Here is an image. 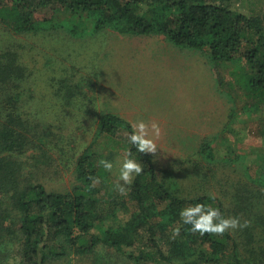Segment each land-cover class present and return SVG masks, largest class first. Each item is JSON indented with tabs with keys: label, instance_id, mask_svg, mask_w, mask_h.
<instances>
[{
	"label": "trees",
	"instance_id": "16d2710c",
	"mask_svg": "<svg viewBox=\"0 0 264 264\" xmlns=\"http://www.w3.org/2000/svg\"><path fill=\"white\" fill-rule=\"evenodd\" d=\"M248 1L0 0V264L17 258L19 264H49L52 258L67 256L69 250L86 253L99 245L124 254L125 247L133 248L139 241L144 251L130 255L136 261L264 264V153L252 154V161L251 155L230 147L222 150L215 140H204L199 151L206 165L199 170L201 182L216 179L215 170L220 166L234 170L239 180L234 190L227 182L219 193L212 190L184 196L172 179L158 175L152 154L139 153L129 143L133 125L116 114L102 112L93 143L76 157L79 184L72 191H48L37 175L39 166L36 172L27 168V161L35 159L37 165L42 162L50 169L53 152L66 137L63 127L40 119L30 105L44 101L72 107L74 98L85 97L82 84L87 81L74 87V74L61 69L65 67L56 60L61 56L57 48L50 49L53 59L44 53L45 73L36 64L43 57L40 49L48 50L44 41L58 35L74 39L107 32L163 36L179 48L207 53L217 67H233L235 79L247 95V111L250 115L263 113L264 14L249 12ZM49 70L55 73L47 79L51 92L41 99L33 85L39 76L51 73ZM99 138L110 141L112 146L106 147L110 151L97 146ZM117 149L124 155L131 150L130 158L144 169L125 188L134 212L123 221L119 213L127 208L118 206L115 197L103 196L112 170L106 171L99 163H112ZM89 177L100 182L92 187ZM196 203L218 208L225 218L239 217L242 224L249 221L250 226L223 236L193 234L180 212ZM112 204L116 206L111 212H100ZM94 228H99L98 235L91 234Z\"/></svg>",
	"mask_w": 264,
	"mask_h": 264
},
{
	"label": "rangeland",
	"instance_id": "374dc122",
	"mask_svg": "<svg viewBox=\"0 0 264 264\" xmlns=\"http://www.w3.org/2000/svg\"><path fill=\"white\" fill-rule=\"evenodd\" d=\"M246 7L249 12L264 14V0H249ZM44 42L48 50L40 49L43 57L36 62L40 69L43 70L47 63L45 54L53 59L55 56L50 49L57 48L61 56L56 60L65 67L61 69L74 74V87L79 81L88 83L82 84L85 97L74 98L72 107L44 101L40 105H30L40 119L63 127L66 135L60 140V149L53 152L50 169L42 162L37 165L35 159L27 161L28 171L36 172L39 166L37 175L48 191L70 192L79 184L74 163L93 143L102 112L116 114L132 125L139 121L148 125L149 138L157 144L158 151L152 156L158 175L172 179L184 196H198L212 190L219 193L227 182L234 190L239 180L234 170L220 166L215 170L216 179L201 182L199 170L206 165L199 151L204 140H215V146L222 150L230 147L251 156L264 153V112L249 114L245 89L235 79L233 67H217L207 53L179 48L163 36L133 37L115 32L81 39L58 35ZM54 75L52 71L42 74L38 83L32 84L40 91L41 99L50 91L47 79L49 81ZM153 122L161 129L159 139L151 133ZM98 145L106 152L110 151L106 147L112 146L105 138H99ZM111 158V178L107 179L102 191L103 196L115 197L118 206L127 208L119 213L123 221L134 212V207L127 202V191L121 194L117 189V183L127 187L119 180L125 155L117 149ZM251 158L253 161L255 156ZM115 206L106 205L108 208L100 212L108 214ZM110 221L106 220L108 224ZM99 232V228H94L91 234ZM124 250L123 254L105 245L86 253L69 250L67 256L52 258L49 264H155L151 259L136 261L130 257L144 251L143 242ZM13 258H17L16 254ZM18 261V258L13 259L8 264H19Z\"/></svg>",
	"mask_w": 264,
	"mask_h": 264
},
{
	"label": "clouds",
	"instance_id": "9594fccd",
	"mask_svg": "<svg viewBox=\"0 0 264 264\" xmlns=\"http://www.w3.org/2000/svg\"><path fill=\"white\" fill-rule=\"evenodd\" d=\"M133 129L134 131L128 135L129 143L135 146L137 152L155 156L158 151L157 144L154 139L149 138L150 130L148 125L143 121H139L133 125ZM151 133L154 134L156 139L161 136V129L155 122L151 124ZM131 155V150H128L120 168L119 180L123 181L125 185H131L134 176H139L144 171L142 164L130 158ZM99 163L106 171L110 172L113 168V164L107 160H101ZM89 180L92 182V187H95L100 182L95 177H89ZM117 189L121 194L126 193V189L119 183H117ZM180 217L184 224L191 226L189 229L191 233H199L201 236L205 234L223 236L229 230L243 229L250 226L249 221H244L242 224L239 217L225 218L218 208L206 207L202 203L185 207L181 210ZM176 234H179L178 229Z\"/></svg>",
	"mask_w": 264,
	"mask_h": 264
}]
</instances>
